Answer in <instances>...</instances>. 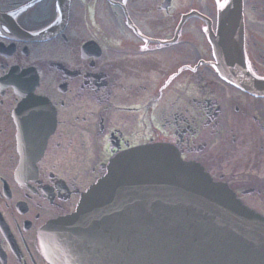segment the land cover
<instances>
[{"label": "flooded vegetation", "instance_id": "flooded-vegetation-1", "mask_svg": "<svg viewBox=\"0 0 264 264\" xmlns=\"http://www.w3.org/2000/svg\"><path fill=\"white\" fill-rule=\"evenodd\" d=\"M242 1L244 59L264 78V0ZM218 8L0 0V264H52L40 230L141 145L174 147L264 218V97L218 75L206 21L181 22L197 11L215 31Z\"/></svg>", "mask_w": 264, "mask_h": 264}, {"label": "water", "instance_id": "water-1", "mask_svg": "<svg viewBox=\"0 0 264 264\" xmlns=\"http://www.w3.org/2000/svg\"><path fill=\"white\" fill-rule=\"evenodd\" d=\"M241 8L242 0H227L216 33L209 29L215 67L264 96V80L244 65ZM39 243L54 264H264V219L175 148L152 144L112 158Z\"/></svg>", "mask_w": 264, "mask_h": 264}, {"label": "snow or ice", "instance_id": "snow-or-ice-1", "mask_svg": "<svg viewBox=\"0 0 264 264\" xmlns=\"http://www.w3.org/2000/svg\"><path fill=\"white\" fill-rule=\"evenodd\" d=\"M217 3L219 4V6L223 9L225 6H226V4H227V0H224V2L223 3H221L220 2V0H217ZM21 87H24L23 85H21Z\"/></svg>", "mask_w": 264, "mask_h": 264}, {"label": "rangeland", "instance_id": "rangeland-1", "mask_svg": "<svg viewBox=\"0 0 264 264\" xmlns=\"http://www.w3.org/2000/svg\"><path fill=\"white\" fill-rule=\"evenodd\" d=\"M154 63H155V64H157V62H156V61H155Z\"/></svg>", "mask_w": 264, "mask_h": 264}]
</instances>
